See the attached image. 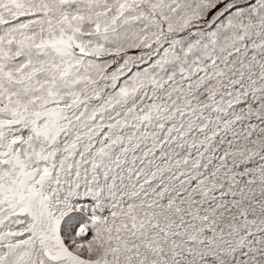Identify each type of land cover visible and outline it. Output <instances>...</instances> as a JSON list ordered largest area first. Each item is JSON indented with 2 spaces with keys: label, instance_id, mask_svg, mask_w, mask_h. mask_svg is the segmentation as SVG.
<instances>
[{
  "label": "snow or ice",
  "instance_id": "obj_1",
  "mask_svg": "<svg viewBox=\"0 0 264 264\" xmlns=\"http://www.w3.org/2000/svg\"><path fill=\"white\" fill-rule=\"evenodd\" d=\"M0 264H264V0H0Z\"/></svg>",
  "mask_w": 264,
  "mask_h": 264
}]
</instances>
